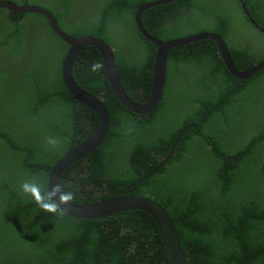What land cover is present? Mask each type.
Listing matches in <instances>:
<instances>
[{
    "label": "trees",
    "instance_id": "1",
    "mask_svg": "<svg viewBox=\"0 0 264 264\" xmlns=\"http://www.w3.org/2000/svg\"><path fill=\"white\" fill-rule=\"evenodd\" d=\"M8 1L40 5L71 36L93 35L109 45L114 32L133 26L141 43L128 37L135 48L131 56L121 53L125 38L118 49L110 46L128 97L136 103L147 100L156 46L140 34L134 13L154 0ZM243 2L253 19L259 10L264 13V6L257 4L255 10L256 0ZM2 10L0 52L14 55L17 77L0 62V264H169L157 225L145 211L61 218L20 191L21 183L32 178L47 186L56 159L89 138L100 120L68 93L61 64L69 45L47 18ZM247 15L240 0H174L143 11L140 19L163 41L218 33L235 68L243 71L264 59L258 47L264 39L248 31L260 32ZM44 26L64 42L65 52L54 54L48 37L31 33ZM28 40L34 51L30 68L22 53ZM96 61L102 63L99 51L84 47L72 77L99 95L110 128L91 153L62 173L61 187L75 185L72 202L96 203L122 189V195L149 197L170 215L187 264H264V68L239 79L228 71L213 40L174 47L167 55L162 100L151 112L137 114L115 98L104 70L90 71ZM254 88L261 93L258 100L246 93ZM130 121L136 130L129 136L124 128ZM49 136L60 139V146L51 149Z\"/></svg>",
    "mask_w": 264,
    "mask_h": 264
},
{
    "label": "water",
    "instance_id": "2",
    "mask_svg": "<svg viewBox=\"0 0 264 264\" xmlns=\"http://www.w3.org/2000/svg\"><path fill=\"white\" fill-rule=\"evenodd\" d=\"M171 1L174 0L149 1L139 5L134 13V20L138 31L146 40L156 46V52L151 69L152 81L149 96L145 102L136 103L127 96L120 83L114 58V49L101 37L93 35L73 37L61 29L58 25L57 19L48 9L40 5L28 4L26 1L21 5H17L16 3L8 0H0V9H7L12 13H39L43 15L49 21L51 28L56 35L68 43L69 46L61 64V77L63 83L68 93L72 95L80 104L92 109L100 120L98 129L89 138L83 140L81 143L68 150L61 157L56 159L54 164L50 167L47 174V185L49 186V189L59 182L62 173L70 165L91 153L104 140L110 128L111 121L107 108L96 96L78 86L72 77V67L76 55L84 47L94 46L99 51L102 63L105 66L104 71L111 91L115 95L116 99L120 101L125 108L137 114L151 112L162 100L166 80L167 55L169 50L174 47L203 39L213 40L219 49L220 55L228 71L234 77L239 79L250 78L252 75L264 68V59H262L246 70H237L230 56L228 45L225 40L215 32H200L166 41L160 40L148 33L142 25L140 19L141 13L151 7ZM240 1L242 9L246 14H248L243 0ZM260 31L264 32V29L260 28ZM178 137L174 141V146ZM134 185L135 183H132L130 186ZM123 190L124 189L119 190L114 196L88 205H79L71 202V205L67 206L69 208L67 215L81 219H96L110 216L125 210L138 209L145 211L153 218L157 225L169 264H187L176 228L170 215L164 207L149 197L122 195L121 192Z\"/></svg>",
    "mask_w": 264,
    "mask_h": 264
},
{
    "label": "clouds",
    "instance_id": "3",
    "mask_svg": "<svg viewBox=\"0 0 264 264\" xmlns=\"http://www.w3.org/2000/svg\"><path fill=\"white\" fill-rule=\"evenodd\" d=\"M104 67V64H102L100 61H96L90 66V71L93 73H99L104 70ZM97 98L101 100L99 97ZM135 130L134 123L130 121L124 128V134L130 136L135 132ZM46 144L51 149H56L58 146H60L61 140L56 137L49 136L46 138ZM67 187L69 190H65L64 187H61V185L57 183L55 186H52L49 189L48 185L42 186L41 183H39L35 178H32L21 183L20 191L24 195L31 197V199L43 211L55 214L62 218L68 214L69 208L67 206L71 205V202L76 196V192L72 190L75 185L69 184Z\"/></svg>",
    "mask_w": 264,
    "mask_h": 264
},
{
    "label": "rangeland",
    "instance_id": "4",
    "mask_svg": "<svg viewBox=\"0 0 264 264\" xmlns=\"http://www.w3.org/2000/svg\"><path fill=\"white\" fill-rule=\"evenodd\" d=\"M235 3V0H232ZM235 11L236 13H239L238 15H241V10L238 8L237 4H235ZM4 13L5 11L0 9V19L4 18ZM242 16V15H241ZM243 24L244 25H248L245 23L244 19H243ZM248 31H252L253 35L255 37H257L258 39H264V33L263 32H258L257 30H253L251 27L248 28ZM31 33L33 35H39L42 34L44 35L46 38L48 37L51 41H52V50L54 51V54L58 52V49L60 51V53L65 52L66 50V46L64 44L63 41H61L60 39H58L50 30V28L48 26H44L41 28H33L31 30ZM128 37L133 41V42H138L141 43L140 39H139V35L136 33V30L134 29V27L132 26L130 31H126L123 33H116L114 32V36L113 39L109 38L107 41L110 43V45L112 47H114V49H118V45L117 42L123 41V39L125 38L124 44L121 43V53L122 54H126L127 56H131L134 53V44L133 42L130 41V39H128ZM128 41H130V44H128ZM260 51L262 52V55H264V43L262 44H258ZM50 48V47H49ZM33 48H32V44L30 43V40L27 41V43L25 44V46L22 48V53L23 55H25L27 57V61H26V68H30L33 66L32 62V54H33ZM13 58L14 55H12L11 52H0V62H6V64L8 66L11 67L12 70H8V72H14L16 70V72L13 75V77L16 79L17 77V69L15 67H13L12 63H13ZM47 68L53 69L55 70L56 68H52L51 65L46 64ZM248 94V97L251 100H258L261 96V93L258 91L257 88H254L253 90L246 92ZM245 93V94H246ZM176 96V95H175ZM174 96V97H175ZM237 121V120H234Z\"/></svg>",
    "mask_w": 264,
    "mask_h": 264
},
{
    "label": "flooded vegetation",
    "instance_id": "5",
    "mask_svg": "<svg viewBox=\"0 0 264 264\" xmlns=\"http://www.w3.org/2000/svg\"><path fill=\"white\" fill-rule=\"evenodd\" d=\"M257 4L260 6V7H263L264 6V0H256V7H255V10L258 12V9H257ZM248 12V11H247ZM247 15V14H246ZM263 11L262 10H259L258 12V18L257 19H253L250 15H247V17L249 18V21L250 23L252 24L253 27L257 28L259 31H260V28H263L264 29V18H263ZM253 20V22H252ZM262 32V31H260ZM264 33V32H263ZM74 64V63H73ZM73 69V67H72ZM263 69V68H262ZM83 89V88H82ZM99 97V95L97 96ZM105 106V105H104ZM106 107V106H105Z\"/></svg>",
    "mask_w": 264,
    "mask_h": 264
}]
</instances>
